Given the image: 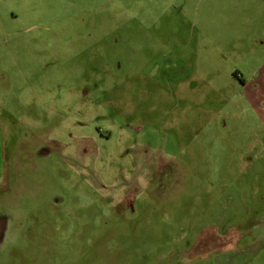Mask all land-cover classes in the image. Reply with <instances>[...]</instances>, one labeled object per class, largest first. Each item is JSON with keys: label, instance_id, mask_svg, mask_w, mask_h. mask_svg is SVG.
<instances>
[{"label": "rangeland", "instance_id": "rangeland-1", "mask_svg": "<svg viewBox=\"0 0 264 264\" xmlns=\"http://www.w3.org/2000/svg\"><path fill=\"white\" fill-rule=\"evenodd\" d=\"M0 264H264V0H0Z\"/></svg>", "mask_w": 264, "mask_h": 264}]
</instances>
